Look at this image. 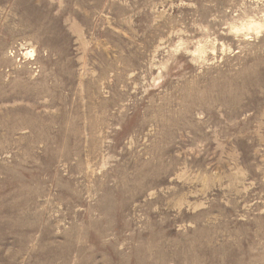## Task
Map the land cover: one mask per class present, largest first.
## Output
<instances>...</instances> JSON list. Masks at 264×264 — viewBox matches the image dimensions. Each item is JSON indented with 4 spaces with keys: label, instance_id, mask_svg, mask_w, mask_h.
Listing matches in <instances>:
<instances>
[{
    "label": "rangeland",
    "instance_id": "374dc122",
    "mask_svg": "<svg viewBox=\"0 0 264 264\" xmlns=\"http://www.w3.org/2000/svg\"><path fill=\"white\" fill-rule=\"evenodd\" d=\"M0 264H264V0H0Z\"/></svg>",
    "mask_w": 264,
    "mask_h": 264
}]
</instances>
